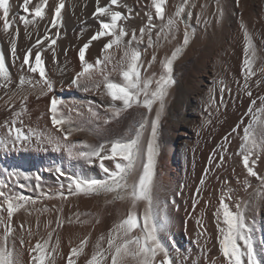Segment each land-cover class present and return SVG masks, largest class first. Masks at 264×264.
Wrapping results in <instances>:
<instances>
[{"label":"rangeland","instance_id":"obj_1","mask_svg":"<svg viewBox=\"0 0 264 264\" xmlns=\"http://www.w3.org/2000/svg\"><path fill=\"white\" fill-rule=\"evenodd\" d=\"M198 2L199 0H183L181 3L183 6L186 3L188 5L181 18L182 20L188 19V27H193V13ZM216 6L217 0L216 5L211 7L212 12L210 11L208 15L207 26L202 31V34L205 31L214 30L213 21L216 24L219 17L218 7ZM188 13H191L190 17ZM178 24L183 25L179 18ZM46 30H48V27L44 29L43 35L41 34L36 38L35 44H37V41H40V44L41 40L42 42L45 41ZM197 37L198 32L191 28L189 43H192ZM189 43L187 46L182 47L180 54L173 61L172 78L174 83L167 88V94L170 89L174 88L180 74L185 69L181 58ZM172 52L173 50L168 53V56H162L159 65L152 67L153 70L149 68L150 74H147L146 80L148 78L153 80L150 85V92L157 87L155 81L159 80L162 75H166L162 62L166 58H170ZM154 69L157 70L154 71ZM239 72L240 74L242 73L241 75L245 79V72L242 70ZM35 77V81L40 80L38 73ZM45 78L51 81L47 73ZM248 78L253 77L250 76ZM71 85L72 83L70 82L59 85V87L53 84V89L49 91L42 82L41 84H36L35 89L39 90V92L35 95H38L37 98H42L44 107V111L41 114H38L35 118L27 116L17 118L16 114H12L4 117V121L0 119V125H7V127L9 125V128L5 127V129H9L8 131L0 129V138L6 140V146L0 147V177H2L0 178V191L5 194V197H11L13 206L16 209L9 218L7 202L4 197H0V247H8L11 241H16L15 247L19 257L14 264H89V261L96 253H99L96 257L97 264H112L111 257L114 254V249H109L108 239L113 238L114 243H122L124 231L121 229L117 232L115 226L126 219L130 211H135L137 214V226L132 229L129 235L141 237L143 235L141 228L144 211L142 209L146 205L142 201L145 206L143 205V208L136 206L134 210L131 207V203H125V199L130 195V189L129 191L118 190L113 192L114 198L111 194L104 191L89 192L95 201L88 204V207L81 208L79 200L77 202L71 200L75 195V185H73L74 191H72L74 194H69V184L65 179L63 183L50 181L54 185L50 184V187H43L41 190H37L30 185L23 188L18 187V185L13 186V183L17 180L19 183L30 182L39 178H44L43 180H45L44 175L48 171L51 173L59 170L68 174L73 172L70 162L80 157L79 153L84 150L83 145L79 139H69V137H65L62 131L52 126L49 123L48 109L46 108L45 110V106L51 103L53 96H67L68 88ZM232 88L230 87L227 90L228 95L232 94ZM222 89L225 92V89ZM238 89L242 96L243 94L249 95L248 93L250 92V97H253V89L249 91L248 85L243 86V90H241L240 86H238ZM81 90L79 93L77 92L78 94L75 98L78 99L82 94H85L86 90L83 87ZM61 92L63 93L61 94ZM143 97L141 94L139 99ZM250 97L247 99V103L244 99H238V97L229 100L225 108L229 112L225 118L213 115L212 111L206 112L207 107L205 109L202 108L208 117H204V120H200L199 123L197 122L192 130L193 135L186 149L189 148L185 150V157L187 158H184L185 160L177 158L170 150L165 149L162 152L160 149L161 131L164 119L168 113V108L164 101L157 139L159 154L156 157L153 181H157L158 178V182L164 183L163 188H172L173 191L171 190L170 193H174L171 195L172 197H165L158 212L160 220L165 223V230H162L164 232L159 231L157 236L168 252L170 264H228V258L223 255L220 248V240L223 239V236L218 230V228H226L223 223V210L220 209L221 199L224 200L229 206V210L234 214L237 212L243 214L246 228L251 229L250 235L257 258L261 264H264V182L257 178L264 177V147L253 148L251 141L246 143L244 140V128L248 129L250 124L251 131L257 140V145H260L262 140H264L260 136L259 130L264 127V101H256L255 98ZM153 105H158L159 108V101ZM136 106L134 109H140L142 116L148 115L145 108ZM62 109L64 112L71 111L69 105H63ZM217 109L221 114L223 110L220 111L219 107ZM230 109L232 110L230 111ZM86 112L90 111L87 110ZM92 112H96V110L92 108ZM103 115L104 113L100 114L99 117ZM13 120L16 121L15 124H13ZM140 121L141 118L132 122L131 131L138 127ZM101 123L105 124V120H101ZM18 128L29 138L15 141L16 129ZM116 129L117 126L113 130L115 131ZM255 133H259V135ZM100 142L94 145H99ZM249 152L252 153L249 157V163L257 173V177L250 176L243 166V154ZM82 160L88 161L83 158ZM173 167L176 169H173ZM176 170L177 172H175ZM182 174L184 175L182 176ZM166 178H168V181ZM106 179L108 177L99 180ZM163 183H159L160 187H162ZM128 184L131 185L129 178ZM76 194L81 197L80 192ZM117 194L124 196V199H117ZM21 196L25 199H17V197ZM45 205L48 206V212L44 210ZM237 205H239V208ZM167 207L169 208L168 211ZM19 216L24 217L21 218ZM37 217L38 219H36ZM117 217L119 218L118 222L116 221ZM73 226L76 227L74 230ZM102 226L103 229L101 228ZM168 227L170 228L168 229ZM8 229H11V231H8ZM60 229H63V231ZM6 233L7 238L5 240L4 236ZM11 233L14 235H11ZM61 233L64 236H60ZM101 234L103 236H100ZM92 241H94V244H92ZM95 242L99 247H97ZM37 245H40V247L38 248ZM237 246L241 252L246 251L243 240L237 239ZM73 249L76 250L75 253H73ZM162 259L163 253L158 254L156 257L157 262ZM241 259L243 264H246V257L242 256ZM18 261L21 262L19 263ZM124 264H139V258L128 257Z\"/></svg>","mask_w":264,"mask_h":264},{"label":"bare ground","instance_id":"obj_2","mask_svg":"<svg viewBox=\"0 0 264 264\" xmlns=\"http://www.w3.org/2000/svg\"><path fill=\"white\" fill-rule=\"evenodd\" d=\"M182 1L183 0H166L163 8V20L156 17L152 0H120L121 6H112L114 10L120 11L124 17H127V19L118 21V26L125 27L129 32V35L123 38L124 42L130 40L132 30H136L138 40L133 41L131 47L139 51L141 54L140 74L142 81L146 80V77H148L147 74H150L149 70H153L152 67L154 65H159L162 56H168V53L171 50L174 51L177 47L183 45L185 31L189 34L191 28H194L198 32V37L192 43H189L187 50L181 58V62L184 63L185 69L182 74H180L174 88L170 89L164 100L168 108V113L164 119L161 131L160 149L162 152L165 149L170 150L173 155L181 160L186 158L185 150L189 148L186 149L191 141L193 135L192 130L196 123H199L202 119L204 120V117H208L206 116L207 113H205L202 108L205 109L207 107L206 112L212 111L213 115L225 118L228 116L229 112L225 109L226 103L229 100L238 97V99H244L246 102L250 97V95L247 94H243L242 96V93H239L238 86L243 90V86L245 87L248 85L249 91L250 89H253V97L250 98H255L256 101H264V0H217L216 7H218L219 17L216 24L215 21H213L215 25L213 28L214 30H209V32L205 31L204 34H202V31L207 26L208 15L211 11V7L216 5V0H199L193 13V27L187 26V28L185 25L178 24L179 17L175 15L177 8L181 6ZM40 2L41 0H32L33 5ZM20 3L21 0H10V4L12 5L10 17L24 14L19 7ZM59 3L60 0H47V5L44 8V18H36L35 23L29 25L27 28H25L22 23L17 22L13 29L10 30V33L5 34L2 31V23H0V54H3L4 56L5 66L8 69L11 79L7 88L0 86V119H3V121L5 120L4 117L16 113H19V115H16L17 118H24L26 116L35 118L38 114H41L44 111L42 98H37L38 95H35L39 92V90L35 89L36 86L33 88L25 85L22 89L19 87V78L21 75L25 76V78L32 79L34 82L36 78L35 75L37 73L39 74V72L32 73L28 71L29 66H35V55L37 52L40 53V58L45 69V76L47 73L50 76L51 82L56 87H59V85L65 84L66 82L72 83L73 79H77L76 73L83 71L82 63L79 58V50L84 44L88 43L97 31L100 30L99 21L101 19L105 21L110 19L109 17H100L98 19L94 16L97 7L96 0H63L64 7L61 9L60 16L56 17L55 8ZM108 4L109 0H100V6H107ZM129 9L131 10L130 12ZM148 14L153 16L151 26H149L148 23ZM54 18L59 21L55 27L52 25V20ZM169 19H173L175 22V27L171 29L167 26ZM16 27L19 28L18 36L15 32ZM47 27L48 30H46L44 35L45 41L42 42L41 40V44H35L34 41L36 38L41 34L43 35V31ZM142 27L146 30L143 37L140 38L139 29ZM245 31L250 37L252 43V48L249 50V58L252 60V72L254 74L243 79L244 76L242 77V73L240 74L239 71L242 70L245 72L246 76V70L243 64L245 59L244 49L246 45ZM50 34L53 35V38ZM149 36H151V44ZM13 37L16 38L17 43L16 58H14L11 53L10 40ZM109 39L110 37H102L99 40H93L89 47L85 49V60L88 64L94 65V67L90 69L91 79L88 78L89 74L86 73L84 76H80L77 79L76 84L72 83L68 88L67 96H53V98H56L58 101L56 118L65 121V123L53 124L52 113L49 111L51 103H49L48 106H45V110L47 108L49 112V123L56 129L62 131L65 137H69V139H79L80 142L84 141L91 145L101 141L100 144H105L106 151L110 154V149L107 148L108 144L116 139L127 138L132 129V122L140 119L142 117V112L140 109L138 110V108L134 109L136 105L125 109L119 116H115L112 111L113 106L123 108V103L121 101H112L111 97L107 94V91L104 88V76H108L113 82H123V78L119 74V61L123 57L124 49L122 46L119 48L113 46L108 50L111 59L107 61L104 60L102 49L103 45L107 43ZM52 40L56 41L55 44L51 43ZM28 50H31L29 65H24L22 70L21 65L23 64V57L27 54ZM253 50L255 51L254 57L251 56ZM154 55L156 59L155 61H152ZM97 58H100L102 61L99 65L96 64ZM114 67L116 68V71H113ZM156 70L157 69H154V71ZM250 76L253 78H248ZM97 84L100 85L99 88L95 86ZM82 87L84 89L87 87L88 90L84 95L82 94L80 98L78 97V100L75 96H77ZM230 87H233L232 89L234 92L232 91V94L228 95L227 90ZM222 88L225 89V92L222 91ZM62 93L63 92H61V94ZM24 96H27V100L23 99ZM10 97L11 99H9ZM143 100L144 97L140 99L141 102ZM63 105H69L71 111L64 112L62 109ZM218 107L221 109L220 111L223 110L221 114L217 109ZM89 108L96 110L95 116L92 115V112H86ZM158 109V105H153L152 112L147 115L149 120L155 118ZM232 109H230V111ZM103 113L104 115L99 117L100 114ZM101 120H105V124L101 123ZM116 126L117 131H114L113 129ZM5 127L9 128V125L8 127L7 125H0V129L8 131L9 129H5ZM149 135L150 126L145 128L144 136L142 137L141 142L142 144H145V146ZM257 135H259V133ZM104 154L105 153L102 152L99 157H93L91 162H85L81 157L78 159L75 158L76 160L73 159V161L70 162V167H72L73 171L72 173H63L58 170L51 173L48 171L44 175L45 180H43L44 178H39L30 182L21 183L17 180L13 183V186L18 185V187L23 188L30 185L37 190H41L43 187H50V184H52L50 181L63 183V180L65 179L69 184L70 177L82 178L85 180H99L101 178H107L111 172L117 171V161L122 164L126 163V161L119 156H117L115 160L103 159ZM101 163H103L104 167L109 169L108 173L104 172L100 167ZM173 169L176 168L173 167ZM175 172H177V170ZM141 173V160L138 159L131 175L129 176L131 184L138 181ZM183 175L184 174H182V176ZM178 176L180 177V175ZM166 180L168 181V178H166ZM158 181V178L157 181H153L152 190L153 202L156 206L157 213L159 212V209H161L160 207L162 206L161 204L165 197H170L174 194L170 193L172 188H163L164 183ZM64 183L66 184L65 181ZM159 183H163L161 185L162 187H160ZM80 194L81 197L75 192V195L71 200L75 202L79 200V206L81 208H86L88 207V204L95 201L89 193L81 191ZM125 200V203H131L132 205L130 195ZM143 205V202L140 201L137 202L136 206L143 208L145 206ZM44 210L48 212L47 205H45ZM168 210L169 208L167 211ZM25 211L27 212V210ZM142 211H144V209H142ZM19 217L23 218L24 216ZM36 219H38V217ZM116 221H119L118 217ZM72 228L74 230L76 227L73 226ZM101 228L103 229V226ZM169 228L170 227H168V229ZM66 230L69 232L67 227ZM66 230L64 229V231ZM61 231H63V229ZM11 235L14 234L11 233ZM100 236H103V234ZM100 240L102 241V239ZM96 241L98 240L96 239ZM15 242V240L11 241V244L6 247L8 251L12 252L13 264L16 263V260L19 257L16 252L17 249L15 247ZM93 242L94 241H92V244H94ZM19 253L21 254L20 251Z\"/></svg>","mask_w":264,"mask_h":264},{"label":"snow or ice","instance_id":"obj_3","mask_svg":"<svg viewBox=\"0 0 264 264\" xmlns=\"http://www.w3.org/2000/svg\"><path fill=\"white\" fill-rule=\"evenodd\" d=\"M97 7L95 9L94 16L98 19L100 17H109L108 21L101 19L99 21L100 30L97 31L88 43L84 44L79 50V58L82 63L83 71L77 74V79L80 76H84L86 73L89 74V79H91L90 69L94 67L92 64H88L85 60V49L89 47L93 40H99L102 37H110L107 43L103 45L102 54L104 60H110L111 57L108 54V50L113 46L123 47V57L119 61V74L123 78L122 83L113 82L108 76H104V88L107 94L111 97L112 101H121L123 103V108L112 107V111L115 116H119L125 109L131 108L133 105L142 106L147 110L148 113L152 112L153 104L159 101V109L156 111L154 119L149 120L147 115L141 117L138 127L131 131V134L127 138H120L111 141L107 148L110 149V154L106 151V145H91L87 142H80L83 145V149L79 156L83 159L91 162L92 157H99L102 152H104L103 159L115 160L117 156L122 157L127 163L116 162L117 171L111 172L108 179L106 180H96V179H82V178H69V191H73V185H75V192L79 193L81 191L85 193L89 192H117L118 190L129 191L132 200V208L135 209L137 202H145V208L143 212V225L141 228V236H130L129 233L137 226V214L135 211H130L127 218L124 219L120 224L115 226L117 232L121 229L124 231V238L122 243H114L113 238L108 239L109 249H114V254L112 255V264H124L126 258H139V264H170L168 258V252L160 243L157 233L162 231L165 227L164 221L160 220L158 213L156 211V206L153 202V177L154 168L156 163V157L159 154V146L157 143L158 139V129L160 124L161 115L164 109V97L166 96L167 88L174 83L172 78L173 71V61L180 54L182 47L187 46L189 43V34L187 31L184 33L183 45L177 47L171 54L170 58H166L162 62V67L165 70L166 75H162L159 80H156L157 85L154 91H149L150 85L153 80L147 79L142 81L140 74V60L141 54L139 51L133 49L131 44L133 41H137L138 37L136 30H132L131 39L124 42L123 38L129 35L128 30L123 26H118V21L122 19H127L124 17L120 11L113 9V5L119 7L120 0H109L107 6H100V0H96ZM166 0H152V5L155 8L156 17L161 20L164 19V5ZM47 5V0H41L40 3L32 4V0H21L19 7L22 9L23 15H17L10 17V12L12 5L10 0H0V23H2V31L5 34H9L10 30L13 29L17 22L22 23L25 28L29 25L34 24L36 18H44V8ZM64 7L63 0H60L59 5L55 8L56 17L60 16L61 9ZM126 7V5H125ZM184 6L181 5L177 8L175 15L177 17L181 16L184 12ZM131 10L129 9V12ZM189 17L191 13H188ZM31 17V18H30ZM153 16L148 14V23L151 26ZM59 23L57 19L52 20V25L55 27ZM169 29L175 27V22L173 19L168 20ZM187 28V24L185 25ZM243 27V25H242ZM145 28L139 29L140 38L143 37L145 33ZM16 35L19 34V28L15 29ZM149 41L151 44V36H149ZM55 40H52V44H55ZM245 59L243 61L244 68L246 70V78L249 75L254 74L252 72V60L249 58V50L252 48L251 39L245 31ZM40 43V41H37ZM11 53L14 58H16L17 43L16 38L13 37L10 40ZM31 55V50H28L27 54L23 57V64L21 69L23 70L24 65H29V56ZM251 56H255V51L251 52ZM155 55L152 57V61H155ZM102 61L97 58L96 64L99 65ZM28 71L32 73L39 72L40 80L33 82L30 78H25L21 75L19 78V87L22 89L25 85L30 87H35L36 84L43 83L49 91L53 89V83L45 78V69L43 67V62L40 58V53L37 52L35 55V66H29ZM116 71V68H113ZM77 79H73L72 83L76 84ZM11 82L10 74L5 66V60L3 54H0V86L7 88L8 84ZM79 86V85H78ZM97 88L100 87L99 84L95 85ZM87 91V87H85ZM144 96V100L141 102L140 95ZM251 95V93H248ZM11 99V97L9 98ZM27 100V96L23 97ZM57 99L53 98L51 101L50 111L52 113L53 124H63L65 121L56 118L57 111ZM254 103V102H253ZM26 110V109H25ZM251 110V109H250ZM92 112V109L89 108ZM19 115V113H16ZM95 116L96 113L92 112ZM13 120V124H15ZM107 122V121H106ZM150 126V135L146 140L145 144H142V137L144 136V130L146 127ZM15 141H20L21 139H28L21 129H16ZM260 136L264 138V127L260 129ZM244 140L247 143L251 141L252 147H264V140H262L260 145H257L255 135L251 131V125L248 129H245ZM6 146V140L0 138V147ZM252 153L243 154V166L247 170L248 174L253 177H257V173L253 170L249 163V157ZM146 158V160H145ZM141 160L142 173L139 175L138 181L133 182L131 185L128 184V178L131 175L135 163L137 160ZM255 163V161H253ZM100 167L104 172L108 173L109 169L104 167L101 163ZM59 171V170H58ZM262 182H264V177H257ZM203 182V181H202ZM259 196V193H258ZM0 197H4L7 202V211L9 218L12 216L13 212L16 210L13 206L11 197H5V194L0 191ZM117 199H124V196L117 194ZM17 199L23 200L24 197H17ZM239 208V205H237ZM220 209L223 210V223L226 228H218L219 232L222 234L223 239L220 240V248L223 255L228 258V264H243L241 257H246V264H261L257 258V253L254 250L252 237L250 235L251 229L246 228L244 222V216L242 213L237 212L234 214L229 210V206L224 202L223 199L220 201ZM219 213V210H218ZM11 231V229H8ZM7 238V233L5 235V240ZM237 239L244 241V246L246 251L241 252L237 246ZM39 248L40 245H37ZM99 247V245H97ZM75 253V249L72 250ZM163 253V259L158 261L156 257L158 254ZM97 255H93L89 264H97ZM0 264H13L12 252L8 251L6 247H0Z\"/></svg>","mask_w":264,"mask_h":264},{"label":"trees","instance_id":"obj_4","mask_svg":"<svg viewBox=\"0 0 264 264\" xmlns=\"http://www.w3.org/2000/svg\"><path fill=\"white\" fill-rule=\"evenodd\" d=\"M187 7H188V5H187V3H186V4L184 5V9H187ZM184 11H185V10H184ZM183 14H184V12L181 14V16H179V19H180V21L182 22L183 25H186L187 22H188V19H187V20H182L181 18L183 17ZM106 193L112 195L113 192H106ZM112 197H113V195H112ZM113 198H114V197H113Z\"/></svg>","mask_w":264,"mask_h":264}]
</instances>
